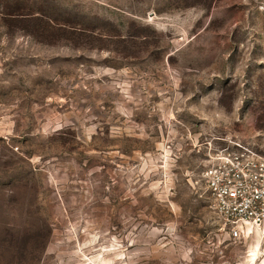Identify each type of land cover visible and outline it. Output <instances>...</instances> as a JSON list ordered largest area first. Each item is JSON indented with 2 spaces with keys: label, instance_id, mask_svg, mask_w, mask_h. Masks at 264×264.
<instances>
[{
  "label": "rangeland",
  "instance_id": "obj_1",
  "mask_svg": "<svg viewBox=\"0 0 264 264\" xmlns=\"http://www.w3.org/2000/svg\"><path fill=\"white\" fill-rule=\"evenodd\" d=\"M226 137L264 155V0H0V264H264Z\"/></svg>",
  "mask_w": 264,
  "mask_h": 264
},
{
  "label": "built area",
  "instance_id": "obj_2",
  "mask_svg": "<svg viewBox=\"0 0 264 264\" xmlns=\"http://www.w3.org/2000/svg\"><path fill=\"white\" fill-rule=\"evenodd\" d=\"M217 140L227 143H210L209 164L200 178L205 183L211 209L230 233L239 237L249 224L264 223V155L241 139Z\"/></svg>",
  "mask_w": 264,
  "mask_h": 264
},
{
  "label": "bare ground",
  "instance_id": "obj_3",
  "mask_svg": "<svg viewBox=\"0 0 264 264\" xmlns=\"http://www.w3.org/2000/svg\"><path fill=\"white\" fill-rule=\"evenodd\" d=\"M249 225H252V224H249ZM254 226V225H253ZM247 229H248V226H247ZM251 229V228H250Z\"/></svg>",
  "mask_w": 264,
  "mask_h": 264
}]
</instances>
